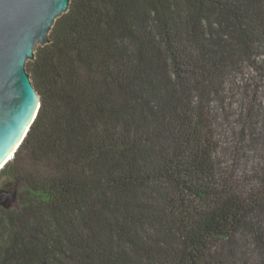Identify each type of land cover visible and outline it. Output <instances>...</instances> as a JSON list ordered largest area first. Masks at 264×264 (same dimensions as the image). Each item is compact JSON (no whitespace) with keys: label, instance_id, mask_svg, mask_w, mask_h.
Returning <instances> with one entry per match:
<instances>
[{"label":"trees","instance_id":"trees-1","mask_svg":"<svg viewBox=\"0 0 264 264\" xmlns=\"http://www.w3.org/2000/svg\"><path fill=\"white\" fill-rule=\"evenodd\" d=\"M49 37L0 264H264V156L228 172L213 106L264 57V0H70Z\"/></svg>","mask_w":264,"mask_h":264},{"label":"water","instance_id":"water-1","mask_svg":"<svg viewBox=\"0 0 264 264\" xmlns=\"http://www.w3.org/2000/svg\"><path fill=\"white\" fill-rule=\"evenodd\" d=\"M70 0H0V171L10 162L40 107L27 64L38 47L51 43L56 21L69 11ZM12 189H0V206L11 208Z\"/></svg>","mask_w":264,"mask_h":264},{"label":"rangeland","instance_id":"rangeland-1","mask_svg":"<svg viewBox=\"0 0 264 264\" xmlns=\"http://www.w3.org/2000/svg\"><path fill=\"white\" fill-rule=\"evenodd\" d=\"M255 63H242L233 76L235 87L229 82L223 94L224 101L213 102L219 127L225 134L224 142L226 140L225 157L220 158L224 162L223 167L233 172L240 183L249 178L252 168L264 156V57L260 56ZM258 65L262 66L261 70ZM242 103L246 105L247 113L251 109L257 110L256 118L250 117L252 121L243 120L247 125L243 131L242 121L238 119L239 114H244Z\"/></svg>","mask_w":264,"mask_h":264}]
</instances>
